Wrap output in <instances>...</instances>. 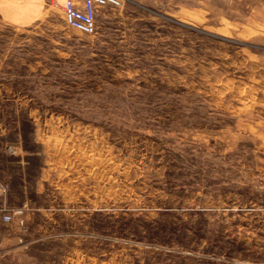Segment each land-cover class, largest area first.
Here are the masks:
<instances>
[{
  "label": "rangeland",
  "instance_id": "374dc122",
  "mask_svg": "<svg viewBox=\"0 0 264 264\" xmlns=\"http://www.w3.org/2000/svg\"><path fill=\"white\" fill-rule=\"evenodd\" d=\"M1 9L0 264H264V0Z\"/></svg>",
  "mask_w": 264,
  "mask_h": 264
},
{
  "label": "built area",
  "instance_id": "2783aa9c",
  "mask_svg": "<svg viewBox=\"0 0 264 264\" xmlns=\"http://www.w3.org/2000/svg\"><path fill=\"white\" fill-rule=\"evenodd\" d=\"M49 6L60 8L63 12L65 23L71 29L82 34L92 35L96 32V18L101 10L106 8H123L125 0H65L61 4L58 0H47ZM8 190V186L0 183V196ZM2 211V221L5 224L12 223L15 216L24 213V208Z\"/></svg>",
  "mask_w": 264,
  "mask_h": 264
},
{
  "label": "crops",
  "instance_id": "0c3cea01",
  "mask_svg": "<svg viewBox=\"0 0 264 264\" xmlns=\"http://www.w3.org/2000/svg\"><path fill=\"white\" fill-rule=\"evenodd\" d=\"M64 1L59 0L61 4ZM23 2H25L24 5ZM45 5H48L47 0H0L3 19L8 24L15 26H25L32 23L40 15L42 7Z\"/></svg>",
  "mask_w": 264,
  "mask_h": 264
}]
</instances>
